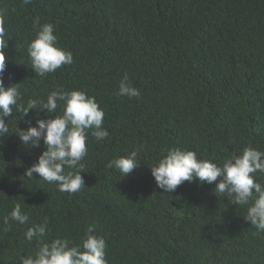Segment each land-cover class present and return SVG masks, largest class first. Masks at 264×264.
<instances>
[{"label": "trees", "instance_id": "1", "mask_svg": "<svg viewBox=\"0 0 264 264\" xmlns=\"http://www.w3.org/2000/svg\"><path fill=\"white\" fill-rule=\"evenodd\" d=\"M0 8L9 39L5 86L19 83L25 106L61 88L83 90L104 110L109 132L99 142L89 133L85 187L62 192L24 175L44 146H25L12 133L16 121L34 126L44 112L14 110L11 134L0 137V229L16 202L30 220L0 230V264L35 255L39 244L24 233L45 217L46 239L78 244L94 226L107 264H264V234L244 220L246 206L215 193V183L164 192L148 167L173 147L218 164L249 144L264 151V0H0ZM35 17L55 25L58 46L73 56L44 77L27 52ZM125 74L138 98L116 95ZM137 149L131 174L106 167ZM257 179L264 184V175Z\"/></svg>", "mask_w": 264, "mask_h": 264}, {"label": "clouds", "instance_id": "2", "mask_svg": "<svg viewBox=\"0 0 264 264\" xmlns=\"http://www.w3.org/2000/svg\"><path fill=\"white\" fill-rule=\"evenodd\" d=\"M24 5L33 0H22ZM7 12L0 8V137L11 134L9 118L14 110L26 117L29 110L37 114L44 112L45 118H35V125L27 121V128H20L15 123L14 133L21 144L44 150L35 163L25 170L24 175L32 178L34 174L44 182L55 183L62 192L77 193L85 187L81 173L84 165L81 161L87 156L89 133L98 142L109 137L103 128L104 110L95 97L83 90L65 91L62 88L47 95L46 101L30 98L26 106L20 103L22 95L19 83L5 86L6 50L8 48L5 19ZM34 39L29 43L27 52L34 73L40 77L54 73L57 69L73 62V56L58 46L53 23H40V18L33 21ZM140 90L134 87L125 74L118 86L117 96L138 98ZM61 114L56 115L58 108ZM50 116V118H49ZM259 133V129H253ZM139 150H133L126 156L113 158L107 162V168H115L122 176H127L140 166ZM156 187L164 192H175L184 182L196 181L215 183V193L231 197V203L246 206L244 220L256 229V234H264V184L257 179V173L264 175V151L250 144L237 153L223 159L222 163L206 158H198L193 150L173 147L166 149V154L154 165L148 166ZM68 169V171H66ZM216 195V194H215ZM23 201L16 202L10 213L3 218L2 231L11 229L10 221L19 225L29 223L30 216L23 208ZM94 226L90 225L75 244L67 237H48V218L28 227L24 233L27 241L37 240L39 247L35 255L19 256V264H107V244L103 237L94 235Z\"/></svg>", "mask_w": 264, "mask_h": 264}]
</instances>
